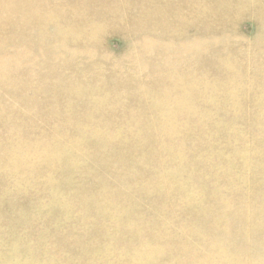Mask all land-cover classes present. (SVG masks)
<instances>
[{
    "label": "rangeland",
    "instance_id": "rangeland-1",
    "mask_svg": "<svg viewBox=\"0 0 264 264\" xmlns=\"http://www.w3.org/2000/svg\"><path fill=\"white\" fill-rule=\"evenodd\" d=\"M21 1L26 2L25 9ZM43 1L0 0V5L7 3L19 6L20 11L14 8L12 14L15 15L14 24L21 28V30L17 28V31H13L8 40H5V37L2 40L0 36V59H5L3 56L5 47L10 52H17L20 58L8 64L9 69L12 67L11 79L8 82L0 81V113H2L0 115V146L6 149V151L0 149V153L3 152L0 154V264H184L183 262L186 264L185 260H188L187 264H189L193 256V264H204L203 261L205 264H264V0H240L232 5L229 13L218 6L220 0H159L161 2L158 0H96V5L95 0H65L67 6L64 5V0H46L45 3ZM73 2L76 7H73L75 6ZM46 3L48 6L51 4L53 9L50 6L47 9L43 8ZM81 4L86 6L82 7ZM64 6L65 10H63ZM27 8H30V18L22 24L19 14ZM59 8L62 9L59 10ZM52 10L53 14L57 15L59 13L61 15L63 11L71 18L70 16L64 18L65 13H62L63 23L59 19L60 15L59 17L53 15ZM48 12L50 14L47 15ZM215 13L224 15L216 16ZM83 14L85 18L82 17ZM74 15L78 18V20L75 18L77 22L72 18L75 17ZM55 16L59 20L54 19ZM46 18L49 21L53 18L51 22L58 23L57 27L54 22L46 24L45 20L48 21ZM39 20L45 22L40 24V27ZM66 20L70 22L67 21L66 24ZM58 30L62 34L58 33ZM77 34L80 37L76 39ZM64 35L66 37H63ZM83 35L87 38H83ZM51 40L52 43L54 42L53 46L49 45ZM29 46L33 47V52ZM49 48L54 50L50 51ZM221 48L222 51H220ZM54 51H64V53H54ZM166 54L170 56L173 54L171 59L175 57V60H171ZM48 55L54 58H49ZM223 55H228L229 60H225ZM92 62L97 63L93 66L96 72L92 68ZM45 63L53 67L44 66ZM31 64L37 65L30 67ZM83 64L87 65H84L86 69L82 66ZM43 66L45 69L49 67L47 70L50 73L45 72L47 70ZM168 67L169 69L166 70ZM215 67L216 70H214ZM240 67L244 69H242V78L237 74ZM51 69L58 70V73L55 71L57 75ZM59 69H62L61 72ZM29 71L31 74H28ZM51 71L53 75L49 77ZM36 72L38 76L40 74V77ZM67 72L74 75L70 73V76ZM64 74H67V78ZM132 77H135V80ZM57 78L64 79L59 81ZM73 78L77 79L73 80ZM99 78L102 81L103 78L104 81L106 79L104 83L106 88H103L104 81H100ZM65 79L71 86L66 84L68 82H65ZM44 80L46 83L49 81L51 86ZM55 83L59 85V88ZM90 84H95V87ZM13 85L17 89L14 88L15 92L12 90ZM38 86L42 88L37 89ZM24 90L25 93H22ZM60 92L65 93V98ZM7 94H11L9 95L11 99L7 100L9 98ZM69 95L71 97H68ZM32 96H35L32 98L34 100L31 99ZM166 97L168 100H165ZM35 98L38 99L36 103ZM11 100L13 103H8ZM30 101L35 104L31 102L32 106ZM37 103L40 104V110L42 107L46 111L42 109L43 112L40 110L38 112ZM89 103L91 107L89 105L88 108ZM72 104L77 108L73 109ZM118 104L120 106H117ZM123 104L124 108H122ZM7 105L10 107L8 108ZM80 105L87 107L85 109L82 107L83 113V109L78 108L81 107ZM50 108L52 110L47 111ZM116 108L119 112L114 110ZM55 109L57 112L62 110V113L58 112V116L56 111L54 113ZM64 109L68 113L64 112ZM102 109L105 110L103 113L100 111ZM106 110L110 112L107 113ZM179 110L183 111V114ZM96 111L97 114L100 111L98 117ZM69 113L71 114L68 115ZM78 113L82 114L79 115L80 119ZM93 113L96 114L95 119L92 117ZM104 113L106 115H103ZM189 113L192 114L191 117L188 116ZM117 115L119 117H116ZM134 115L138 118L136 119ZM180 115H183L182 118ZM54 120L60 124V127ZM113 120L119 121L120 125L118 126V123ZM176 120L178 121L174 122ZM10 121L15 126H12ZM18 121L21 123L23 121V124ZM67 121L74 126L68 125L70 123ZM109 121L112 123L111 128ZM2 122L7 123L3 126ZM97 122L98 124H95ZM22 128L26 131H22ZM30 128H32L31 131ZM109 128L113 129L110 131ZM197 129L200 132H197ZM17 130L22 133L21 138ZM107 131L111 134H107ZM183 131L185 134H182ZM24 132L27 134H23ZM25 135L30 136L28 137L30 139H26ZM5 136L6 139H10L9 143ZM45 139L47 140L44 141ZM4 143L6 145L11 143V147L5 146ZM31 143L37 144L33 146ZM37 148L41 155H35L38 152ZM6 160L8 161L5 164ZM5 183L6 186H4ZM10 187L15 195L11 193ZM39 190L42 193H39L41 192ZM229 205L233 208L232 210L228 209ZM234 210H238V213L242 210L245 215L236 218L237 215L233 216L236 213ZM48 242L49 244L51 242V246ZM221 245L223 247L226 245L224 250L220 249ZM236 245L237 249L231 252ZM175 247L182 249L180 254H175ZM210 247L212 250L215 248L216 251L210 250ZM182 251L186 253L182 255ZM189 253H192V256ZM56 254L58 257H55ZM215 254L219 257L217 258ZM202 257L204 260L201 261ZM228 258L235 260L230 262ZM207 259L209 261L211 259V262L209 263Z\"/></svg>",
    "mask_w": 264,
    "mask_h": 264
},
{
    "label": "bare ground",
    "instance_id": "bare-ground-1",
    "mask_svg": "<svg viewBox=\"0 0 264 264\" xmlns=\"http://www.w3.org/2000/svg\"><path fill=\"white\" fill-rule=\"evenodd\" d=\"M40 1L42 2L43 0H40ZM45 1H46V0H45ZM45 1H43V2L45 3ZM55 1H56V0H55ZM72 1H73V0H72ZM72 1H71V2H72ZM88 1H89V0H88ZM106 1H107V0H106ZM109 1H110V0H109ZM158 1H159V0H158ZM207 1H208V0H207ZM46 2H47V1H46ZM53 2H54V1H53ZM79 2H80V1H79ZM90 2H91V1H90ZM98 2H99V1H98ZM159 2H161V1H159ZM200 2H201V1H200ZM238 2H240V0H220L218 6L221 7L224 11H227V12L229 13V12H230V9H231V7H232V5L235 4V3H238ZM21 3L23 4V7H24V9H25V3H26V2L21 1ZM58 3H59V2H58ZM58 3H57V4H58ZM66 3H67V1H66ZM66 3H65V0H64V5H66ZM73 3L75 4V2H73ZM83 3H85V2L83 1ZM92 3H94V1H93ZM99 3H100V2H99ZM99 3H98V4H99ZM101 3H102V2H101ZM31 4H32V3H31ZM42 4H43V3H42ZM52 4H54V3H52ZM57 4H56V5H57ZM74 4H72V6H73ZM109 4H110V3H109ZM158 4H159V3H158ZM185 4H186V3H185ZM188 4H189V3H188ZM190 4H191V3H190ZM207 4H208V3H207ZM50 5H51V4H49V6H50ZM58 5H59V4H58ZM70 5H71V4H70ZM70 5H68V7H70ZM81 5H82V7L86 6V5H84V4H81ZM83 5H84V6H83ZM95 5H96V0H95ZM95 5L93 6L94 8H95ZM104 5H105V4H104ZM202 5H204V4H202ZM49 6H48V4L46 3V6H43V8L47 9ZM66 6H67V5H66ZM41 7H42V6H41ZM51 7H52V6H50V8H51ZM58 7H61V6H58ZM73 7H76V4H75V6H73ZM97 7H98V5H97ZM101 7H102V6H101ZM117 7H118V6H117ZM138 7H139V6H138ZM170 7H171V6H170ZM186 7H187V6H186ZM14 8H16L17 10H19V6H17V5L14 6L13 4H7V3H6V4H3V5H0V36H1L2 40L4 39V37H5V40H8L9 36L12 35L13 31H17V30H16L17 28H19V30H21L20 27H17V26L14 24V16H15V15L12 14V13H14V11H13ZM36 8H37V7H36ZM56 8H57V6H56ZM62 8H63V7H62ZM62 8H59V10L62 9ZM71 8H72V7H71ZM87 8H88V6H87ZM39 9H40V8H39ZM39 9H38V11H39ZM52 9H53V7H52ZM81 9H82V8H81ZM81 9H80V10H81ZM115 9H116V8H115ZM172 9H173V8H172ZM192 9H193V8H192ZM198 9H199V8H198ZM31 10H32V9H31ZM50 10H51V9H50ZM50 10H49V11H50ZM63 10H65V6H64V9H63ZM67 10H68V9H67ZM73 10H75V9H73ZM76 10H77V9H76ZM80 10H79V11H80ZM82 10H83V9H82ZM186 10H187V9H186ZM19 11H20V10H19ZM29 11H30V8H27L26 10H23L22 13L19 14V20L21 21L22 24L28 21L27 18H30ZM77 11H78V10H77ZM77 11H76V12H77ZM83 11H84V10H83ZM95 11H97V10H95ZM114 11H115V10H114ZM172 11H173V10H172ZM205 11H207V9H205ZM55 12H56V11H55ZM57 12H58V11H57ZM81 12H82V11H81ZM207 12H208V11H207ZM40 13H41V11H40ZM62 13H63V11H62ZM62 13H61V15H62ZM64 13H65V12H64ZM64 13H63V14H64ZM82 13H83V12H82ZM82 13H80V14H82ZM91 13H93V12H91ZM144 13H145V12H144ZM155 13H156V12H155ZM163 13H164V12H163ZM41 14H43V13H41ZM45 14H46V13H45ZM48 14H50V13L48 12L47 15H48ZM52 14H53V10H52ZM54 14H55L57 17H59V15H60V13H59L58 15H57L56 13H54ZM54 14H53V15H54ZM70 14H71V13H70ZM72 14H75V13H72ZM77 14H78V13H77ZM80 14H79V15H80ZM120 14H121V13H120ZM172 14H173V13H172ZM35 15H37V14H35ZM61 15H60V17H59L60 20H61V18H63V17H61ZM67 15L70 16L69 14H67ZM79 15H78V16H79ZM99 15H100V14H99ZM160 15H161V14H160ZM215 15H216V16H221V15H224V14H221V13H215ZM40 16H42V15H40ZM50 16H51V15H50ZM56 16L54 17V19L56 18ZM65 16H66V13L64 14V18L68 17V16H66V17H65ZM74 16H75V17H72V18H74V20H75L76 15H74ZM80 16H81V15H80ZM92 16H93V15H92ZM95 16H97V15H95ZM104 16H105V15H104ZM197 16H198V15H197ZM47 17H48V16H47ZM52 17H53V16H52ZM82 17H84V14H83ZM88 17H89V16H88ZM93 17H94V16H93ZM99 17H101V16H99ZM37 18H38V17H37ZM50 18H51V17H50ZM50 18H49V19H50ZM70 18H71V16H70ZM84 18H85V17H84ZM89 18H90V17H89ZM97 18H98V17H97ZM119 18L121 19V17H119ZM159 18H160V17H159ZM167 18H168V17H167ZM46 19H47V18H46ZM52 19H53V18H52ZM52 19H50V21H49L48 19H47L48 21H46L45 19H43V20H45V22H46V24H47V22H51ZM56 19H57V18H56ZM59 19H57V20H59ZM76 19L78 20V18H76ZM94 19H95V18H94ZM94 19H92V20H94ZM115 19H116V18H115ZM74 20H73V21H74ZM80 20H82V19H80ZM83 20H84V19H83ZM83 20H82V21H83ZM88 20H89V19H88ZM98 20H99V18H98ZM118 20H119V19H118ZM32 21H33V20H32ZM39 21H41V20H39ZM61 21H63V20H61ZM67 21H69V20H66V24H67ZM75 21H76V20H75ZM75 21H74V22H75ZM85 21H86V20H85ZM90 21H91V19H90ZM34 22H35V20H34ZM45 22H44V23H45ZM52 22H54V21H52ZM52 22H51V23H52ZM59 22H60V21H59ZM69 22H70V21H69ZM74 22H73V23H74ZM76 22H77V21H76ZM88 22H89V21H88ZM93 22H94V21H93ZM120 22H121V20H120ZM35 23H36V22H35ZM44 23H43L42 21H41L40 23H38L39 27H40V24H44ZM54 23H55V22H54ZM54 23H53V24H54ZM63 23H64V21H63ZM102 23H103V22H102ZM22 24H20V25H22ZM55 24H56V23H55ZM57 24H58V23H57ZM57 24H56V27H57ZM77 24L79 25L80 23H77ZM86 24H87V22L85 23V25H86ZM95 24H96V23H95ZM95 24H94V25H95ZM38 25H37V26H38ZM75 25H76V24H75ZM82 25H83V24H82ZM132 25H134V24H132ZM42 26H44V25H42ZM60 26H61V25H60ZM70 26H71V23H70ZM87 26H88V25H87ZM89 26H91V25L89 24ZM97 26H98V23H97ZM109 26H110V25H109ZM39 27H38V28H39ZM58 27H59V25H58ZM64 27H65V26H64ZM67 27H69V26H67ZM77 27H78V26H77ZM99 27H100V26H99ZM62 28H63V26H62ZM62 28H61V31H62ZM81 28H83V27H81ZM86 28H87V27H85V29H86ZM67 29H68V28H67ZM67 29H66V30H67ZM69 29H70V27H69ZM71 29H72V28H71ZM77 29H78V28H77ZM88 29H89V28H88ZM94 29H95V28H94V26H93V31H94ZM98 29L101 30L100 28H98ZM39 30H40V29H39ZM55 30H56V29H55ZM73 30H74V29H73ZM73 30H72V31H73ZM247 30H248V29H247ZM247 30H246V31H247ZM56 31H57V30H56ZM58 31H59V30H58ZM64 31H65V30H64ZM74 31H76V30H74ZM83 31H84V29H83ZM86 31H87V30H86ZM90 31H91V30H90ZM104 31H105V30H104ZM39 32H41V31H39ZM79 32H80V31H79ZM81 32H82V31H81ZM95 32H97V30H96ZM58 33L62 34L60 31H59ZM58 33H57V34H58ZM76 33H78V32H76ZM85 33H86V32H85ZM85 33H83V34L86 35ZM90 33H91V32H90ZM246 33H247V32H246ZM63 34H64V33H63ZM67 34H69V33H67ZM70 34H71V33H70ZM74 34H75V33H74ZM74 34H73V35H74ZM95 34H96V33H95ZM65 35H66V34H65ZM65 35H64L63 37H66ZM84 35L82 36L83 38H85ZM227 35H228V34H227ZM58 36H59V34H58ZM76 36H77L76 39H77L78 37H80V35L78 36V34H77ZM38 37H39V36H38ZM45 37H46V36H45ZM53 37H54V36H53ZM61 37H62V36H61ZM72 37H73V36H72ZM67 38H68V36H67ZM73 38H74V40H76L75 37H73ZM86 38H87V37H86ZM86 38H85V39H86ZM55 39H56V38L54 37V40H55ZM90 39H91V38H90ZM239 39H240V38H239ZM19 40H20V39H19ZM52 40H53V39H52ZM52 40H51V42H49V45H52V46H53V45H54V44H53L54 42L52 43ZM59 40H60V39H59ZM64 40H65V39H64ZM64 40H62V41H64ZM205 40H206V39H205ZM237 40H238V39H237ZM237 40H235V42H236ZM240 40H241V39H240ZM82 41H83V40H82ZM145 41H146V40H145ZM148 41H149V40H148ZM150 41H151V40H150ZM152 41H153V40H152ZM39 42H40V41H39ZM58 42H59V41H58ZM70 42H71V41H70ZM72 42H73V41H72ZM79 42H80V41H79ZM83 42H85V40H84ZM153 42H154V41H153ZM243 42H244V41H243ZM51 43H52V44H51ZM150 43H151V42H150ZM186 43H187V42H186ZM57 44H58V43H57ZM71 44L73 45V43H71ZM86 44H87V42H86ZM153 44H154V43H153ZM218 44H220V43L218 42ZM221 44H222V43H221ZM232 44H233V43H232ZM45 45H46V44H45ZM65 45H66V44H65ZM83 45H84V44H83ZM157 45H158V42H157ZM188 45H189V44H188ZM188 45H187V46H188ZM22 46H23V45H22ZM32 46H33V45H32ZM47 46H48V45H47ZM60 46H61V45H60ZM69 46H70V45H69ZM158 46H159V45H158ZM36 47H37V46H36ZM48 47H49V46H48ZM56 47H57V45H56ZM67 47H68V44H67ZM71 47H72V46H71ZM79 47H80V46H79ZM79 47H78V48H79ZM85 47H87V46H85ZM89 47H90V46H89ZM89 47H88V48H89ZM159 47H160V46H159ZM213 47H214V46H213ZM241 47H243V46H241ZM21 48H22V47H21ZM21 48H20V49H21ZM23 48H24V46H23ZM29 48H32V52H33V47L29 46ZM39 48H40V47H39ZM39 48H38V49H39ZM50 48H51V46H50ZM50 48H49V50H50ZM78 48H77V49H78ZM80 48H81V47H80ZM90 48H91V47H90ZM171 48H172V47H171ZM239 48H240V47H239ZM239 48H238V49H239ZM20 49H18V50H20ZM55 49H57V48H55ZM58 49H60V48H58ZM82 49H83V48H82ZM92 49H93V48H92ZM95 49H96V48H95ZM142 49H143V48H142ZM145 49H147V48H145ZM157 49H158V47H157ZM181 49H184V48H181ZM181 49H180V54H181ZM240 49H241V48H240ZM263 49H264V48H263ZM23 50H24V49H23ZM23 50H22L21 55L23 54ZM27 50H29V49H27ZM27 50H26V52H27ZM52 50H54V49H51L50 51H52ZM86 50H87V49H86ZM155 50H156V49H155ZM186 50H187V49H186ZM205 50H206V49H205ZM219 50H220V49H219ZM222 50H223V49L221 48L220 51H222ZM24 51H25V50H24ZM38 51H39V50H37V52H38ZM46 51H47V50H45V52H46ZM61 51H62V50H61ZM61 51H60V52H59V51H56V52L54 51V53H58V52H59V53H64V51H63V52H61ZM75 51H76V47H75ZM82 51H83V50H82ZM95 51H96V50H95ZM172 51H174V50H172ZM182 51H183V50H182ZM29 52H31V51H29ZM29 52H28V53H29ZM45 52H43V53H45ZM161 52H162V51H161ZM216 52H217V51H216ZM224 52H225V51H224ZM260 52H261V51H260ZM263 52H264V51H263ZM43 53H42V54H43ZM46 53H47V52H46ZM51 53H53V52H51ZM54 53H53V54H54ZM65 53H66V52H65ZM185 53H186V52H185ZM185 53H184V54H185ZM227 53H228V52H227ZM245 53H246V52H245ZM66 54H67V53H66ZM68 54H69V53H68ZM178 54H179V53H178ZM178 54H176V55H178ZM200 54H201V53H200ZM221 54H222V53H221ZM232 54H233V52H232ZM234 54H235V53H234ZM238 54H239V52H238ZM262 54H263V53H262ZM43 55H44V54H43ZM43 55H42V56H43ZM49 55H50V54H49ZM49 55H48V56H49ZM51 55H52V54H51ZM71 55H72V53H71ZM166 55H168V54H166ZM172 55H173V54H172ZM172 55H171V56H170V54L168 55V56H170V59H171ZM181 55H182V54H181ZM240 55H241V54H240ZM243 55H244V52H243ZM263 55H264V54H263ZM3 56L5 57V59H4V60L0 59V81L3 80V81H5V82H8V81L11 79L10 77H11V73H12V67H11V69H9V65H8V64L11 63L13 60H16V59L19 60L20 58H19V55H17V52H16V53L10 52L9 49H6V47L4 48V54H3ZM23 56H24V55H23ZM27 56H29V55H27ZM35 56H36V55H35ZM35 56H34V57H35ZM76 56H77V55H76ZM83 56H84V55H83ZM159 56H160V55H159ZM210 56H211V55H210ZM216 56H217V54H216ZM223 56H224V55H223ZM227 56H228V55H227ZM227 56H224L225 60H229V59H228L229 56H228V57H227ZM241 56H242V55H241ZM246 56H247V55H246ZM253 56H254V54H253ZM25 57H26V53H25ZM29 57H30V56H29ZM36 57L38 58V56H36ZM50 57H53V56H49V58H50ZM65 57H66V55H65ZM79 57H80V56H79ZM81 57H82V56H81ZM166 57H167V56H166ZM173 57H174V56H173ZM211 57H212V56H211ZM211 57H210V58H211ZM242 57H243V56H242ZM248 57H249V56H248ZM248 57H247V58H248ZM0 58H1V57H0ZM21 58H22V57H21ZM23 58H24V57H23ZM30 58H31V57H30ZM32 58H33V57H32ZM44 58H46V56H45ZM53 58H54V57H53ZM53 58H52V59H53ZM58 58H59V57H58ZM76 58H77V57H76ZM174 58H175V57H174ZM174 58H172V59H174ZM179 58H181V57H179ZM243 58H244V57H243ZM245 58H246V57H245ZM252 58H253V57H252ZM252 58H251L250 60H252ZM26 59H27V58H26ZM33 59H34V58H33ZM79 59H80V58H79ZM161 59H162V58H161ZM168 59H169V58H168ZM172 59H171V60H172ZM183 59H184V58H183ZM188 59H189V58H188ZM241 59H242V58H241ZM260 59H261V58H260ZM1 60H2V61H1ZM36 60H37V59H36ZM36 60H35V61H36ZM43 60H44V59H43ZM48 60H51V59H48ZM174 60H175V59H174ZM179 60H181V59H179ZM185 60H186V59H185ZM257 60H258V58H257ZM26 61H27V60H26ZM26 61H25V63L27 64ZM44 61H45V60H44ZM51 61H52V60H51ZM58 61H59V59H58ZM58 61H56V62H58ZM66 61L68 62L67 59H66ZM88 61H89V60H88ZM161 61H162V60H160V62H161ZM181 61H182V60H181ZM187 61H189V60H187ZM200 61H201V60H200ZM233 61H234V60H233ZM56 62H55V63H56ZM96 62H98V61H96ZM96 62H92V64H93V65H92V68H93V69H95L93 66H94L95 64H97ZM177 62H179V61H177ZM183 62H184V61H183ZM237 62H238V58H237ZM242 62H243V61H242ZM252 62H253V61H251V63H252ZM30 63H31V61H30ZM41 63H42V61H41ZM55 63H54V64H55ZM60 63H61V62H60ZM83 63H84V62H83ZM94 63H95V64H94ZM173 63H174V62H173ZM175 63H176V62H175ZM184 63H186V62H184ZM246 63H247V62H246ZM246 63H245V65H246ZM256 63H257V62H256ZM13 64H14V62H13ZM19 64H20V63H19ZM33 64H34V63H33ZM38 64H39V61H38ZM42 64H43V63H42ZM47 64H48V63H47ZM50 64H51V63H50ZM52 64H53V63H52ZM57 64H58V63H57ZM57 64H56V65H57ZM66 64H68V63H66ZM90 64H91V63H90ZM98 64H101V63H98ZM209 64H210V63H209ZM215 64H216V65H219V64L216 63V62H215ZM221 64H222V63H221ZM238 64H239V62H238ZM238 64H237V65H238ZM241 64H243V63H241ZM16 65H17V64H16ZM27 65H28V64H27ZM35 65H37V64H35ZM35 65H32V64H31L30 67L35 66ZM63 65H64V62H63ZM84 65H86V64H83L82 66H84ZM87 65H89V64L87 63ZM87 65H86V66H87ZM130 65H131V64H130ZM139 65H140V64H139ZM165 65H166V64H165ZM165 65H164V66H165ZM172 65H173V64H172ZM184 65H186V64H184ZM193 65H194V64H193ZM17 66H18V65H17ZM17 66H16V68H17ZM41 66H42V65H41ZM44 66H49V67H50V65H46V63H45ZM44 66H43V67H44ZM58 66H59V64H58ZM66 66H68V65H66ZM69 66H70V64H69ZM86 66H84L85 69H86ZM96 66H97V65H96ZM134 66H135V65H134ZM162 66H163V65H162ZM164 66H163V67H164ZM235 66H236V65H235ZM35 67H36V66H35ZM38 67H39V65H38ZM49 67H48V68L46 67V68L49 69ZM52 67H53V66H52ZM52 67H50V68H52ZM54 67H55V66H54ZM63 67L65 68V66H63ZM71 67H72V66H71ZM74 67H75V66H74ZM74 67H73V68H74ZM137 67H139V66H137ZM173 67H174V66H173ZM185 67H186V66H185ZM187 67H188V66H187ZM204 67H206V66L204 65ZM21 68H22V67H21ZM56 68H57V67H56ZM58 68H59V67H58ZM67 68H68V67H67ZM87 68H89V67H87ZM90 68H91V67H90ZM92 68H91V69H92ZM133 68L136 69V67H133ZM158 68H159V67H158ZM175 68H176V67H175ZM177 68H178V66H177ZM180 68H182V67H180ZM190 68H191V67H190ZM192 68H193V67H192ZM192 68H191V69H192ZM208 68H209V67H208ZM218 68H219V67H218ZM244 68H245V67H244ZM19 69H20V68H19ZM34 69H35V68H34ZM34 69H33V70H34ZM37 69H38V68H37ZM44 69H45V67H44ZM47 69H45V70H47ZM62 69H63V68H62ZM62 69H61V70H62ZM81 69H82V68H81ZM81 69H80V70H81ZM159 69H160V68H159ZM167 69H169V67L166 68V70H167ZM184 69H186V68H184ZM191 69H190V70H191ZM219 69H220V68H219ZM242 69H243V68L240 67V68H239V71L237 72V74H238L241 78H242V76H243V71H242ZM10 70H11V72H10ZM24 70H26V68H25ZM30 70L32 71V69H30ZM51 70H54V69H51ZM59 70H60V69H59ZM61 70H60V72H61ZM63 70H64V69H63ZM71 70H72V69H71ZM89 70H90V69H89ZM162 70H163V69H162ZM214 70H216V67H215ZM243 70H244V69H243ZM13 71H14V70H13ZM37 71H39V69H38ZM42 71H43V70H42ZM55 71L57 72L58 70H54V72H55ZM90 71H91V70H90ZM92 71H93V70H92ZM92 71H91V72H92ZM99 71H100V70H99ZM135 71H136V70H135ZM164 71H165V70H164ZM171 71H172V70H171ZM179 71L181 72V70H179ZM187 71H188V70H187ZM210 71H212V70H210ZM32 72H33V71H32ZM45 72L48 73L49 71L47 70V71H45ZM51 72H52V71H51ZM56 72H55V75H57ZM65 72H66V71H65ZM74 72H76V71L74 70ZM74 72H73V73H74ZM79 72H80V71H79ZM81 72H82V71H81ZM95 72H96V69H95ZM137 72H139V71H137ZM141 72H142V71H141ZM161 72H162V71H161ZM167 72H168V71H167ZM219 72H220V71L218 70L217 73L219 74ZM13 73L15 74V72H13ZM27 73H28V72H27ZM34 73H35V71H34ZM39 73H40V71H39ZM43 73H44V72H43ZM49 73H50V72H49ZM57 73H58V72H57ZM70 73H71V72H69V73L67 72V74H70ZM77 73H78V71H77ZM84 73H85V72H84ZM99 73H102V72H99ZM173 73H174V72H173ZM210 73H212V72H210ZM213 73L215 74L216 71H214ZM213 73H212V75H213ZM217 73H216V74H217ZM28 74H31L30 71H29ZM36 74H37V76H38V73H37V72H36ZM36 74H35V75H36ZM67 74H66V75H67ZM71 74H72V73H71ZM71 74H70V76H71ZM93 74H94V72L91 73L92 76H93ZM167 74L169 75V73H167ZM167 74H166V76H167ZM170 74H171V73H170ZM183 74H184V73H183ZM216 74H215V75H216ZM43 75H45V73H44ZM50 75L52 76V75H53V72H52L51 74H49V77H50ZM59 75H60V74H59ZM59 75H58V76H59ZM66 75L64 74V77H65ZM72 75H74V74H72ZM76 75H79V74H76ZM76 75H75V76H76ZM96 75H97V73H96ZM96 75H95L94 77H96ZM98 75H99V74H98ZM100 75H101V74H100ZM111 75H112V74H111ZM118 75H119V74H118ZM141 75H142V73H141ZM176 75H177V73H176ZM58 76H57V77H58ZM60 76H61V75H60ZM60 76H59V77H60ZM70 76H69V78H70ZM84 76H85V74H84ZM87 76H88V75H87ZM89 76H90V75H89ZM89 76H88V77H89ZM92 76H91V77H92ZM104 76H105V75H104ZM120 76H121V75H120ZM135 76H136V75H135ZM144 76H145V75H144ZM14 77H15V76H14ZM16 77H17V75H16ZM24 77H25V76H24ZM31 77H32V76H31ZM34 77L36 78V76H34ZM34 77H33V78H34ZM38 77H40V74H39ZM54 77L56 78V76H54ZM61 77H62V76H61ZM73 77H74V76H73ZM78 77H79V76H78ZM81 77H82V76H81ZM88 77H87V78H88ZM91 77H90V78H91ZM155 77H156V76H155ZM167 77H168V76H167ZM22 78H23V76H22ZM27 78H28V76H27ZM33 78H32V84L34 83V82H33ZM35 78H34V79H35ZM66 78H67V76H66ZM69 78H68V79H69ZM79 78H80V77H79ZM92 78H93V77H92ZM92 78H91V79H92ZM120 78H121V77H120ZM129 78H130V77H129ZM132 78H134V80H135V77H132ZM152 78H153V77H152ZM159 78H160V77H159ZM162 78L165 80L164 77H162ZM30 79H31V78H30ZM30 79H29V80H30ZM41 79H42V78H41ZM41 79H40V80H41ZM46 79H47V77H46ZM57 79H58V78H57ZM60 79L63 80L64 78H60ZM60 79H58V80L60 81ZM68 79H67V80H68ZM71 79H72V77H71ZM71 79H70V80H71ZM74 79H75V78H73V80H74ZM76 79H77V78H76ZM76 79H75V80H76ZM81 79H82V78H81ZM83 79H84V78H83ZM83 79H82V80H83ZM96 79H97V78H96ZM96 79H95V80H96ZM112 79H113V78H112ZM112 79H110V80H112ZM136 79H137V78H136ZM146 79H147V78H146ZM168 79H170V78H168ZM254 79H255V78H254ZM19 80H20V79H19ZM29 80H28V82H29V84H31ZM42 80H43V79H42ZM48 80H49V79H48ZM50 80H51V79H50ZM50 80H49V81H50ZM78 80L80 81V79H78ZM84 80H85V79H84ZM99 80H100V78H99ZM124 80H125V79H124ZM132 80H133V79H132ZM142 80H143V79H142ZM152 80H153V79H152ZM12 81H13V80H12ZM34 81H36V80H34ZM37 81H39V80H37ZM37 81H36V82H37ZM44 81H45V80H44ZM49 81H48V83H50ZM88 81H90V79H88ZM100 81H102V80H100ZM103 81H104V78H103ZM103 81H102V82H103ZM105 81H106V79H105ZM105 81L103 82V88L105 87V86H104ZM126 81H129V80L126 79ZM155 81H156V80H155ZM155 81H154V82H155ZM160 81H161V80H160ZM17 82H18V79H17ZM19 82H20V81H19ZM57 82H58V81H57ZM57 82H56V83H57ZM65 82H68V81H66V79H65ZM65 82H64V83H65ZM76 82H77V81H76ZM93 82H94V81H93ZM96 82L98 83V81H96ZM113 82H114V80H113ZM21 83H23V82L21 81ZM25 83H26V81H25ZM41 83L43 84V81H42ZM45 83H46V81H45ZM48 83H46V84H48ZM56 83H55V84H56ZM64 83H63L62 85H64ZM70 83H72V82H70ZM82 83H83V81H82ZM89 83H90V82H89ZM94 83H95V82H94ZM127 83H128V82H127ZM14 84H15V82H14ZM36 84H37V83H36ZM60 84H61V82H60ZM66 84L68 85L69 82L66 83ZM76 84L78 85V83H76ZM79 84H80V82H79ZM85 84H86V83H84V85H85ZM98 84H99V83H98ZM98 84L96 85V87L98 86ZM112 84H113V83H112ZM23 85H24V84H23ZM25 85H26V84H25ZM39 85H40V84H39ZM56 85H58V84H56ZM56 85H53V86H54L55 88H57ZM69 85H70V84H69ZM81 85H82V84H81ZM84 85H83V86H84ZM90 85H91V84H90ZM90 85H89V86H90ZM101 85H102V84H101ZM105 85H106V84H105ZM235 85H236V84H235ZM2 86H3V84H2ZM11 86H12V85H11ZM34 86H35V85H34ZM41 86H43V85H41ZM41 86H38L37 89H38L39 87H40V89H41V88H42ZM50 86H51V83H50ZM70 86H71V85H70ZM70 86H69V87H70ZM85 86H86V85H85ZM89 86H88V88H89ZM91 86H94V87H95V84H94V85L92 84ZM91 86H90V88H91ZM113 86H114V84H113ZM9 87H10V85H9ZM26 87H27V86H26ZM45 87H46V85H45ZM48 87H49V86H47V89H48ZM74 87H75V83H74ZM74 87H73V88H74ZM76 87H77V86H76ZM78 87H79V86H78ZM258 87H259V86H258ZM12 88H13L12 90H14V92H15V89H16V88L14 87V85H13ZM14 88H15V89H14ZM23 88H24V87H23ZM32 88H33V87H32ZM58 88H59V85H58ZM97 88H98V87H97ZM99 88H100V87H99ZM105 88H106V87H105ZM111 88H113V87L111 86ZM29 89H30V88H29ZM40 89H39V90H40ZM67 89H69V88L67 87ZM71 89H72V88H71ZM74 89H76V88H74ZM81 89H82V87L80 88V90H81ZM16 90H17V89H16ZM25 90L27 91V89H25ZM25 90H24V92H22V93H25ZM34 90H35V89H34ZM48 90H49V89H48ZM53 90H54V89H53ZM56 90H58V89H56ZM61 90H62V89H61ZM76 90H77V89H76ZM80 90H79V91H80ZM5 91H6V90H5ZM21 91H22V90H21ZM28 91H29V90H28ZM30 91H31V90H30ZM54 91H55V90H54ZM68 91H70V90H68ZM112 91H114V88L112 89ZM180 91H182V90H180ZM35 92H36V91H35ZM41 92H42V91H41ZM46 92H47V91H46ZM51 92H53V91H51ZM71 92H75V91H74V90H71ZM141 92H142V91H141ZM164 92H165V91H164ZM168 92H169V91H168ZM20 93H21V92H20ZM20 93H19V94H20ZM49 93H50V92H49ZM57 93H58V91H57ZM61 93H62V92H60V94H61ZM75 93H77V91H76ZM4 94H5V92H4ZM16 94H17V92H16ZM19 94H18V95H19ZM32 94H33V89H32ZM38 94H41V93H38ZM42 94L45 95V93H42ZM62 94H63V96H64V98H65V96H66L65 93L63 92ZM72 94H73V93H72ZM78 94H79V93H78ZM102 94H103V93H102ZM113 94H114V92H113ZM7 95L9 96V95H11V94H7ZM33 95H34V94H33ZM44 95H43L42 97H44ZM55 95H56V94H55ZM75 95H76V94H75ZM79 95H80V94H79ZM161 95H162V94H161ZM5 96H6V95H5ZM5 96H4V98H5ZM29 96H31V95H29ZM29 96H28V98H29ZM35 96H38V95H35ZM35 96H32L31 99H32L33 97H35ZM39 96H40V95H39ZM50 96H52V94H50ZM57 96H58V95H57ZM73 96H74V95H73ZM165 96H166V95H165ZM167 96H168V94H167ZM13 97H14V96H13ZM21 97H23V96H21ZM21 97H20V98H21ZM45 97L47 98V96H45ZM68 97H71V95H69ZM74 97H75V96H74ZM77 97H78V96H76V98H77ZM2 98H3V97H2ZM7 98H8V97H7ZM20 98H18V99H20ZM25 98H26V97H25ZM28 98H27V99H28ZM51 98L54 99V97H51ZM172 98H173V97H171V99H172ZM9 99H11L10 96H9V98H8L7 100H9ZM12 99H13V98H12ZM18 99H17V100H18ZM35 99H36V100H35L34 102L36 103V101H37L38 99H37V98H35ZM138 99H139V98H138ZM138 99H137V100H138ZM166 99H167V97L165 98V100H166ZM3 100H5V99H3ZM7 100H6V101H7ZM20 100H22V99H20ZM23 100H24V98H23ZM32 100H34V99H32ZM41 100H42V98H41ZM44 100H45V99H44ZM47 100H49V99L47 98ZM51 100H52V99H51ZM162 100H164V99H162ZM167 100H168V99H167ZM169 100H170V98H169ZM172 100H174V99H172ZM42 101H43V100H42ZM42 101H40V103H41ZM59 101H60V102L62 101V95H61V100H59ZM138 101L140 102V100H138ZM138 101H137V102H138ZM3 102H4V101H3ZM10 102L13 103V100L8 101V103H10ZM26 102H27V100H26ZM31 102L33 103V105L35 104L33 101H30V103H31ZM87 102H88V100H87ZM141 102H143L142 99H141ZM161 102H162V101H161ZM163 102H164V101H163ZM166 102H167V101H166ZM170 102L173 104L172 101H170ZM174 102H175V100H174ZM14 103H15V100H14ZM27 103H29V102H27ZM32 103H31V105H32ZM49 103H50V102H49ZM51 103H52V101H51ZM53 103H54V102H53ZM63 103H64V102H63ZM83 103H84V102H82V104H83ZM119 103H120V102H119ZM122 103H123V102H122ZM164 103H165V102H164ZM1 104H2V103H1ZM5 104H6V103H5ZM5 104H4V105H5ZM45 104H46V103L44 102V105H45ZM82 104H81V105H82ZM106 104H107V103H106ZM129 104H131V103L129 102ZM160 104H161V103H160ZM169 104H170V103H169ZM24 105H25V104H24ZM33 105H32V106H33ZM37 105H38V103H37ZM39 105H40V104H39ZM39 105H38V110H37L38 112H39V110H40ZM49 105H50V104H49ZM62 105H64V104H62ZM66 105H67V104H66ZM66 105H65V106H66ZM70 105H71V104H70ZM81 105H80V106H81ZM83 105L85 106V104H83ZM86 105H87V104H86ZM89 105H90V103L87 105V107H88ZM115 105H116V103H115ZM121 105H122V104H121ZM127 105H128V103H127ZM131 105H132V104H131ZM0 106H1V105H0ZM7 106H8V108L10 107L9 105H7ZM26 106H27V105H26ZM42 106H43V105H42ZM74 106H75V105H74ZM74 106H73V104H72L73 109H76L77 106H75V108H74ZM93 106H94V105H93ZM95 106H96V105H95ZM95 106H94V107H95ZM109 106H110V105H109ZM117 106H120V105L118 104ZM125 106H126V105H125ZM29 107H31V106H29ZM40 107H41V106H40ZM46 107H47V106H46ZM46 107H45V108H46ZM62 107H63V106H62ZM82 107H83V106L78 107V108L81 109ZM87 107H83V108L85 109V108H87ZM90 107H91V105H90ZM6 108H7V107H6ZM8 108H7V109H8ZM31 108H32V107H31ZM33 108H37V107H33ZM51 108H53V107H51ZM51 108H50V110H47V111H51V110H52ZM66 108H67V107H66ZM66 108H65V109H66ZM83 108H82V109H83ZM88 108H89V107H88ZM107 108L110 109V107H107ZM122 108H124V104H123ZM228 108H229V107H228ZM29 109H30V108H29ZM42 109H43V111H46V109L44 110V108L41 107V110H42ZM47 109H48V107H47ZM57 109H58V108H57ZM57 109L54 110V113H55V111H56ZM65 109H64V112L66 111ZM84 109L82 110V113H83ZM111 109H112V108H111ZM119 109H120V108H119ZM41 110H40V111H41ZM87 110H89V109H87ZM96 110H99V109H96ZM103 110H104V109H102V110H100V111H102V113H103ZM114 110H115L116 112H119V111H117V110H118L117 108L114 109ZM114 110H113V111H114ZM123 110H124V109H123ZM190 110H192V109H190ZM43 111H41V112H43ZM59 111H60V110H59ZM59 111H58V112H59ZM68 111H70V110H68ZM72 111H75V110H72ZM76 111H77V110H76ZM90 111H91V110H90ZM100 111H98L99 114H100ZM104 111H105V110H104ZM113 111H112V112H113ZM179 111H180V110H179ZM192 111H193V110H192ZM0 112H1V111H0ZM28 112H29V111H28ZM31 112H33V111H31ZM35 112H36V110H35ZM35 112H33V113H35ZM38 112H37V113H38ZM52 112H53V111H52ZM56 112H57V111H56ZM58 112H57V113H58ZM64 112H63V113H64ZM66 112H67V111H66ZM77 112H78V111H77ZM79 112H80V111H79ZM92 112H93V111H92ZM92 112H91V113H92ZM106 112L108 113V112H110V111H107V110H106ZM120 112H121V110H120ZM123 112H124V111H123ZM123 112H122V113H123ZM175 112H176V111H175ZM180 112L182 113L183 111H180ZM37 113L35 114L36 116H37ZM45 113H46V112H45ZM57 113H56V114H57ZM59 113H62V110H61V112H59ZM59 113L57 114L58 116H59ZM67 113H68V112H67ZM67 113H66V114H67ZM88 113H89V111H88ZM102 113H101V114H102ZM181 113H180V114H181ZM1 114H2V113H0V115H1ZM23 114H24V113H23ZM23 114H22V115H23ZM56 114H55V115H56ZM64 114H65V113H64ZM70 114H71V113H69L68 115H70ZM93 114H94V113H93ZM96 114H97V111H96ZM96 114H94V116H92V115H91V116L94 117V119H95V115H96ZM99 114H97V117H98ZM111 114H112V113H111ZM182 114H183V113H182ZM185 114H187V113H185ZM48 115H50V113H49ZM48 115H47V116H48ZM51 115H54V114H51ZM68 115H67V116H68ZM77 115H78V118H79V115H82V114H81V113H80V114L78 113ZM87 115H88V114H87ZM103 115H106V114L104 113ZM109 115H110V113H109ZM114 115H115V114H114ZM121 115H122V114H121ZM189 115H190V117L192 116V114H190V113L188 114V116H189ZM193 115H194V114H193ZM23 116H24V115H23ZM38 116H39V115H38ZM40 116L42 117V115H40ZM43 116H44V115H43ZM47 116H45L46 119H47ZM100 116H101V115H100ZM119 116H120V114H119ZM119 116L117 115L116 117H119ZM129 116H130V115H129ZM134 116H135V115H134ZM134 116H133V117H134ZM176 116H177V115H176ZM180 116H181V115H180ZM182 116H183V115H182ZM182 116H181L180 118H182ZM185 116H186V115H185ZM185 116H184V117H185ZM32 117H34V116H32ZM41 117H40V118H41ZM45 117H43V119H44ZM50 117H51V116H50ZM52 117H53V116H52ZM82 117H83V116H82ZM106 117H107V116H106ZM130 117H131V116H130ZM178 117H179V116H178ZM190 117L188 118L189 120H190ZM36 118H37V117H36ZM40 118H39V119H40ZM56 118H57V117H56ZM80 118H81V117H80ZM80 118H79V119H80ZM100 118L103 119L104 117H100ZM135 118L137 119L138 117L135 116ZM139 118H140V116H139ZM180 118H179V119H180ZM27 119H28V117H27ZM48 119H49V117H48ZM50 119L52 120V118H50ZM50 119H49V120H50ZM57 119H58V118H57ZM57 119H56V120H57ZM71 119H72V118H71ZM75 119H76V118H75ZM75 119H73V120H75ZM79 119H77V120H79ZM106 119H107V118H106ZM136 119H135V120H136ZM173 119H174V118H173ZM193 119H194V118H193ZM1 120H2V119H1ZM29 120H30V119H29ZM31 120H32V119H31ZM40 120H42V118H41ZM56 120H54V121H56ZM81 120H83V119H81ZM81 120H80V121H81ZM119 120H121V119L119 118ZM185 120H186V119H185ZM196 120H197V119H196ZM196 120H195V121H196ZM199 120H201V119L199 118ZM3 121H4V120H3ZM6 121H7V120H6ZM23 121H24V120H23ZM23 121H22V123L19 122V121H18V122L21 123V124H23ZM25 121H27V120H25ZM33 121H34V120H33ZM37 121H38V120H37ZM37 121H35V123H36ZM54 121H53V122H54ZM58 121H61V120H58ZM75 121H76V120H75ZM92 121H93V120H92ZM103 121H104V120H103ZM106 121H107V120H106ZM113 121H114V120H113ZM138 121H140V120H138ZM138 121H136V122H138ZM177 121H178V120H176V121H174V122H177ZM187 121H188V120H187ZM187 121H186V122H187ZM7 122H8V121H7ZM7 122H4V123L6 124ZM15 122H16V121H15ZM27 122H28V121H27ZM40 122H41V121H40ZM67 122H68V121H67ZM77 122H78V121H77ZM100 122H101V121H100ZM109 122H110V121H109ZM109 122H108V123H109ZM114 122L118 123V126L120 125V124H119V123H120L119 121L117 122V121L115 120ZM179 122H181V121H179ZM198 122H199V121H198ZM4 123L2 122L3 126H4ZM10 123H11V121H10ZM42 123H43V121H42ZM56 123H58V122L56 121ZM56 123H55V124H56ZM68 123H70V122H68ZM72 123H74V122H72ZM81 123H83V121H82ZM84 123H85V122H84ZM88 123H89V122H88ZM93 123H94V122H93ZM93 123H92V124H93ZM110 123H111V122H110ZM110 123H109V125H110V128H111L112 123H111V124H110ZM139 123H140V122H139ZM139 123H138V124H139ZM200 123H201V121H200ZM11 124H12V123H11ZM30 124H32V122H31ZM30 124H29V125H30ZM33 124H34V122H33ZM46 124H47V123H46ZM58 124H59V123H58ZM95 124H98V122L95 123ZM101 124H102V123H101ZM101 124H100V125H101ZM140 124H141V123H140ZM187 124H188V123H187ZM203 124H204V123H203ZM7 125H8V124H7ZM16 125H17V124H16ZM18 125H19V124H18ZM24 125H25V123H24ZM51 125H52V124H51ZM51 125H50V127H51ZM53 125H54V124H53ZM56 125H57V124H56ZM56 125H55V126H56ZM61 125H64V123H61ZM68 125H72V124L70 123V124H68ZM82 125H83V124H82ZM114 125H115V123L113 124V126H114ZM189 125H191V124H189ZM8 126H9V125H8ZM12 126H15V125L12 124ZM12 126H11V127H12ZM21 126H22V125H21ZM31 126H32V125H31ZM33 126H34V125H33ZM72 126H74V125H72ZM80 126H81V125H79V127H80ZM103 126H104V125H103ZM118 126H117V127H118ZM203 126H204V125H203ZM203 126H200V127L203 128ZM25 127H26V126H25ZM38 127H39V125H38ZM56 127H58V126H56ZM59 127H60V124H59ZM70 127H71V126H70ZM79 127H78V128H79ZM95 127H97V126H95ZM99 127H100V126H99ZM161 127H163V126L161 125ZM195 127H196V126H195ZM12 128H13V127H12ZM17 128H19V127L17 126ZM35 128H37V127H35ZM35 128H34V129H35ZM78 128H77V130H78ZM89 128H90V127H89ZM110 128H109V130L111 131L113 128H112V129H110ZM185 128H186V126H185ZM28 129H29V128H28ZM31 129H32V128H30V131H31ZM38 129H39V128H38ZM38 129H37V130H38ZM41 129H43V127H41ZM69 129H70V128H69ZM91 129L93 130V128H91ZM161 129H162V128H161ZM198 129H199V128H198ZM198 129H197V130H198ZM203 129H204V128H203ZM203 129H202V130H203ZM205 129H206V128H205ZM10 130H11V129H10ZM13 130H14V129H13ZM18 130L20 131V129H18ZM18 130H17V131H18ZM50 130H51V129H50ZM75 130H76V129H75ZM79 130H80V128H79ZM81 130H82V128H81ZM84 130H89V129H84ZM106 130H107V129H105V131H106ZM175 130H176V129H175ZM177 130H178V129H177ZM200 130H201V129H200ZM202 130H201V131H202ZM19 131H18V132H19ZM22 131H26V130H23V128H22ZM39 131H40V130H39ZM95 131L98 132V130H95ZM99 131H100V130H99ZM110 131H109V132L107 131V134H109ZM160 131H162V130H160ZM170 131H171V130H170ZM170 131H169V132H170ZM8 132H9V131H8ZM27 132H28V131H27ZM27 132H24L23 134H27ZM35 132H37V131H35ZM51 132H52V131H51ZM84 132H85V131H84ZM84 132H83V133H84ZM131 132H132V131H131ZM164 132H165V131H164ZM174 132H175V131H174ZM181 132H182V131H181ZM183 132H184V131H183ZM197 132H200V131L198 130ZM19 133H20V132H19ZM32 133H33V131H32ZM32 133H31V134H32ZM87 133H88V132H87ZM127 133L130 134V132H127ZM132 133H133V132H132ZM170 133H171V132H170ZM172 133H173V132H172ZM175 133H176V132H175ZM175 133H174V134H175ZM203 133H204V132H203ZM4 134H5V132H4ZM4 134H3V135H4ZM21 134H22V133L19 134V136H20L19 138H21V136H22ZM33 134H34V133H33ZM36 134H38V133H36ZM46 134H48V133H46ZM46 134H45V135H46ZM110 134H111V133H110ZM122 134H124V133H122ZM178 134H179V133H178ZM178 134H177V135H178ZM182 134H185V132L182 133ZM198 134H199V133H198ZM198 134H197V135H198ZM28 135H29V134H28ZM34 135H35V134H34ZM34 135H33V136H34ZM39 135H40V133H39ZM171 135H172V134H171ZM180 135H181V133H180ZM199 135H201V134H199ZM14 136H15V133H14ZM40 136H43V135L41 134ZM46 136H47V135H46ZM53 136H54V135H53ZM98 136H99V134H98ZM109 136H111V135H109ZM128 136H129V135H128ZM201 136H202V135H201ZM10 137H11V136H10ZM10 137H9V138H10ZM23 137H24V136H23ZM25 137H26V135H25ZM28 137H30V136H28ZM28 137H26V139H27ZM31 137H32V136H31ZM34 137H36V136H34ZM37 137H38V135H37ZM37 137H36V138H37ZM4 138L6 139V136H5ZM12 138H14L13 135H12ZM36 138H35V139H36ZM47 138H48V137H47ZM108 138H109V137H108ZM108 138H107V139H108ZM5 139H4V140H5ZM15 139H16V138H15ZM15 139H14V140H15ZM17 139H18V137H17ZM17 139H16L15 141H17ZM26 139H24V140H26ZM28 139H30V138H28ZM33 139H34V138H33ZM33 139H32V140H33ZM7 140H8V141H7ZM9 140H10V139H6L7 143H9ZM20 140H21V139H20ZM32 140H31V141H32ZM36 140H37V139H36ZM46 140H47V139H45L44 141H46ZM59 140H60V139H59ZM96 140H97V139H96ZM6 141H5V143H6ZM12 141H13V140L11 139V143H12ZM18 141H19V140H18ZM22 141H23V140H22ZM29 141H30V140H29ZM31 141H30V142H31ZM97 141H98V140H97ZM19 142L21 143V141H19ZM37 142H38V141H37ZM2 143H3V142H2ZM5 143H4V144H5ZM11 143H10V145H11ZM25 143H26V141H25ZM27 143H28V142H27ZM32 143H33V142H32ZM32 143H31V144H32ZM39 143H41V142H39ZM36 144H37V143H36ZM36 144H35V145H36ZM48 144H49V143H48ZM10 145H6V144H5V146H10ZM12 145H13V144H12ZM20 145H21V144H20ZM22 145H24L23 142H22ZM32 145H33V144H32ZM35 145H33V146H35ZM41 145H42V144H41ZM51 145H52V144H51ZM51 145H49V146H51ZM17 146H18V145H17ZM28 146H29V145L27 144V147H28ZM39 146H40V145H39ZM43 146L45 147V145H43ZM10 147H11V146H10ZM12 147H13V146H12ZM20 147H21V146H19V148H20ZM23 147H24V146H23ZM4 148H5V147H4ZM15 148H16V147H15ZM21 148H22V147H21ZM21 148H20V149H21ZM24 148H25V147H24ZM30 148H31V147H30ZM30 148H28V149H30ZM32 148H33V147H32ZM40 148H42V147L40 146ZM40 148H39V149H40ZM47 148H48V147H47ZM0 149L4 150V149L2 148V146H0ZM9 149H10V148H9ZM11 149H12V148H11ZM11 149H10V150H11ZM22 149H23V148H22ZM43 149H44V148H43ZM43 149H42V150H43ZM130 149H131V148H130ZM18 150H19V149H17V152H19ZM33 150H34V148H33ZM4 151H6V149H5ZM21 151H22V150H21ZM21 151H20V152H21ZM30 151H32V149H31ZM37 151H38V148H37ZM44 151H45V149L43 150V152H44ZM91 151H92V150H91ZM132 151H133V150H132ZM15 152H16V151L14 150V153H15ZM23 152H24V150H23ZM2 153H3V152H1L0 154H2ZM21 153H22V152H21ZM32 153H33V152H32ZM35 153H36V152H35ZM37 153H39V154H37ZM37 153H36L35 155H37V156H38V155H41L39 151H38ZM41 153H42V152H41ZM54 153H55V152H54ZM123 153H124V151H123ZM125 153H127V152H125ZM128 153H129V150H128ZM133 153H134V152H133ZM6 154H9V152H6ZM17 154H18V153H17ZM24 154H26V153H24ZM29 154H31V152H29ZM10 155H11V153H10ZM20 155H22V154H20ZM20 155H19V157L21 158ZM35 155H34V156H35ZM50 155H51V153H50ZM60 155H61V154H60ZM8 156H9V155H8ZM14 156H15V154H14ZM16 156H17V155H16ZM31 156H32V155H31ZM37 156H36V157H37ZM43 156H45V155H43ZM1 157H2V155H1ZM3 157H4V156H3ZM5 157H6V156H5ZM10 157H11V156H10ZM28 157H30V156L28 155ZM32 157H33V156H32ZM11 158H13V156H12ZM17 158H18V156H17ZM24 158H25V156H24ZM26 158H27V156H26ZM33 158H34V157H33ZM143 158H144V157H143ZM1 159H2V158H1ZM4 159H5V158H4ZM17 160H18V159H17ZM22 160H23V159H22ZM32 160H33V159H32ZM141 160H142V159H141ZM7 161H8V160L4 161L5 164H6ZM11 161H12V160H11ZM28 161H29V160H28ZM28 161H27V162H28ZM33 161H34V160H33ZM40 161H41V160H40ZM30 162H32V161H30ZM30 162H29V163H30ZM36 162H37V161H36ZM36 162H35V164H36ZM9 163H10V162H9ZM41 163H42V162H41ZM25 164H26V163H25ZM50 164H51V163H50ZM9 166H10V165H9ZM11 166H13V164H12ZM25 166H26V165H25ZM30 166H32V165L30 164ZM6 167H7V166H6ZM20 167H21V166H20ZM38 167H39V166H38ZM52 167H54V165H53ZM31 168H33V167H31ZM31 168H30V169H31ZM9 169H10V168H9ZM25 169H26V168H25ZM43 169H44V168H43ZM7 170H8V169H7ZM14 170L16 171L15 168H14ZM19 170H21V168H20ZM28 170H29V168H28ZM40 171H41V170H40ZM19 172H20V171H19ZM19 172H18V173H19ZM23 172H24V171L22 170V174H23ZM3 173H5V171H4ZM6 173H7V172H6ZM20 173H21V172H20ZM41 173H42V172H40V174H41ZM27 174H28V172H27ZM27 174H26V176H27ZM3 175H4V174H3ZM3 175H2V176H3ZM6 175H7V174H6ZM20 175H21V174H20ZM36 175H37V174H36ZM0 176H1V174H0ZM18 176H19V174H18ZM27 177H28V176H27ZM35 177H36V176H35ZM41 177H42V176H41ZM2 178H3V177H2ZM14 178H15V177H14ZM45 178H46V177H45ZM3 179H4V178H3ZM3 179H2V180H3ZM10 179H11V178H10ZM19 179H20V177H19ZM40 179H41V178H40ZM50 179H52V178L50 177ZM8 180H9V178H8ZM8 180H7V182H9ZM36 180H37V179H36ZM13 181H14V180H13ZM45 181H46V180H45ZM4 182H5V180H4ZM10 182H12V181H10ZM46 182H47V181H46ZM46 182H45V183H46ZM1 183H2V182H1ZM23 183H24V182H23ZM45 183H44V185H45ZM49 183H50V182H49ZM2 184H3V183H2ZM2 184H1V185H2ZM9 184H10V183H9ZM50 184H51V183H50ZM132 185H133V184H132ZM4 186H6V183L4 184ZM4 186H3V187H4ZM9 186H10V185H9ZM11 186H12V185H11ZM13 186H14V185H13ZM34 186H35V184H34ZM39 187H40V186H39ZM39 187H38V189H40ZM2 189H3V188H2ZM10 189H11V187H10ZM17 189H18V188H17ZM12 190H13V189H11V191H12ZM28 190H29V189H28ZM28 190H27V191H28ZM29 191H30V190H29ZM29 191H28V192H29ZM37 191H38V190H37ZM39 191H41V190H39ZM169 191H170V190H169ZM171 191H172V189H171ZM32 192H33V191H32ZM173 192H175V191H173ZM11 193H13V191H12ZM39 193H42V191L39 192ZM170 193H171V192H170ZM238 193H239V192H238ZM3 194H4V193H3ZM13 194H14V193H13ZM13 194H11V195H13ZM26 194H27V192H26ZM28 194H30V193H28ZM43 194H44V193H43ZM14 195H15V194H14ZM20 195H21V194H20ZM32 195H33V194H32ZM34 195H35V193H34ZM34 195H33V196H34ZM39 195H41V194H39ZM44 195H45V194H44ZM27 196H31V195H27ZM37 196H38V195H37ZM45 196H46V195H45ZM233 196H234V195H233ZM23 197H24V196H23ZM23 197H22V199H23ZM43 197H44V196H43ZM48 197H49V196H48ZM14 198H15V197H14ZM14 198H13V199H14ZM26 198H28V197H26ZM26 198H25V199H26ZM16 199H17V198H16ZM18 199H19V197H18ZM33 199H34V198H33ZM49 199H50V198H49ZM55 199H56V198H55ZM55 199H54V200H55ZM41 200H43V199L41 198ZM33 201H34V200H33ZM16 202H17V201H16ZM27 202H28V201H27ZM238 202H239V201H238ZM238 202H237V205H238ZM240 202H241V201H240ZM240 202H239V203H240ZM7 203H8V202H7ZM60 203H62V202H60ZM234 203H236V202H234ZM8 204H9V203H8ZM12 204H13V203H12ZM15 205H16V204H15ZM231 205H233L232 202H231ZM231 205H229L230 207H228V209L231 208ZM243 205H244V203H243ZM238 207H239V205H238ZM241 207H242V203H241ZM232 209H233V208H231V210H232ZM240 209H242V208H240ZM243 209H244V207H243ZM211 210H212V208H211ZM238 210H239V209H238ZM238 210H237V211H238ZM244 210H245V209H244ZM68 211H69V210H68ZM224 211H226V210L224 209ZM234 211H236V210H234ZM237 211H236L235 214H233V216H236V215H237L236 218H238V216H240V217L242 216V217H243V216L245 215V214H243V211H242V210L239 211L240 214H239ZM253 211H254V210H253ZM75 212H76V210H75ZM230 212H231V211H230ZM248 212H250V210H248ZM254 212H255V211H254ZM233 213H234V212H233ZM246 213H247V212H246ZM73 214H74V213H73ZM242 214H243V215H242ZM257 214H258V213H257ZM251 215H252V214H251ZM40 216H41V215H40ZM43 216H44V215H43ZM240 217H239V218H240ZM43 218H45V217H43ZM33 221H34V220H33ZM0 222H1V221H0ZM34 222H35V221H34ZM2 224H5V223H2ZM29 224H30V223H29ZM0 225H1V224H0ZM5 225H6V224H5ZM5 225H4V226H5ZM32 225H33V223H32ZM35 225H36V224H35ZM35 225H34V226H35ZM2 226H3V225H2ZM187 226H188V225H187ZM28 227H29V226H28ZM35 228H36V227H35ZM9 229H10V228H9ZM40 229L43 230V228H40ZM181 229H182V228H181ZM184 229H185V228H184ZM23 230H25V229H23ZM33 230H35L34 227H33ZM37 230H39V229H37ZM260 230H262V229H260ZM29 231H31V230H29ZM29 231H28V232H29ZM35 231H36V230H35ZM181 231H183V230H181ZM185 231H186V230H185ZM185 231H184V232H185ZM182 233H183V232H182ZM185 233H186V232H185ZM185 233H184V234H185ZM132 234H133V233H132ZM189 234H190V233H189ZM8 236H9V234H8ZM174 237H175V236H174ZM4 238H6V237H4ZM36 239H37V238H36ZM166 239H168V238H166ZM49 240H51V239H49ZM177 240H178V238H177ZM177 240H176V241H177ZM32 241H33V240H32ZM165 241H166V240H165ZM167 241H168V240H167ZM7 243H8V242H7ZM28 243H29V242H28ZM48 244H49V242H48ZM50 244H51V242H50ZM50 244H49V245H50ZM13 245H14V244H13ZM38 245H39V244H38ZM181 245H182V244H181ZM232 245H233V243H232ZM44 246H45V245H44ZM47 246H48V245H47ZM50 246H51V245H50ZM50 246H49V247H50ZM213 246H214V245H213ZM213 246H212V247H213ZM18 247H20V246H18ZM29 247H31V246H29ZM167 247H168V246H167ZM178 247H179V246H178ZM205 247H206V246H205ZM208 247H209V246H208ZM212 247H210V248H211L210 250H212ZM214 247H215V246H214ZM219 247H220V246H219ZM222 247H223V246L221 245V248H220V249H223V250H224V247H226V245H225L223 248H222ZM217 248H218V247H217ZM239 248H240V247H239ZM13 249H14V248H13ZM21 249H22V248H21ZM29 249H30V248H29ZM50 249H51V248H50ZM52 249H53V248H52ZM56 249H57V248H56ZM56 249H54V250H56ZM182 249H184L183 245H182ZM182 249H181V248L177 249V247H175V249H174V250H175V254H177V255L180 254V251H181ZM227 249H228V248H227ZM236 249H237V245L235 246V248H233V250H232L231 252L235 251ZM240 249H241V248H240ZM34 250H35V248H34ZM41 250H42V249H41ZM54 250H53V251H54ZM214 250H215V248H214L212 251H214ZM229 250H231V248H230ZM229 250H228V251H229ZM48 251H49V253H50V250H48ZM53 251H51V252H53ZM207 251H208V250H207ZM215 251H216V250H215ZM215 251H214V252H215ZM217 251H219V250H217ZM225 251H226V250H225ZM228 251H227V252H228ZM243 251H244V250H243ZM18 252H19V251H18ZM54 252H55V251H54ZM220 252H222V250H221ZM241 252H242V251H241ZM49 253H48V254H49ZM55 253H56V252H55ZM55 253H54V254H55ZM182 253L185 254L186 251H185V252L182 251L181 254H182ZM210 253H212V252H210ZM216 253H218V252H216ZM223 253H224V252H222V254H223ZM229 253H230V252H229ZM238 253H239V252H238ZM184 254H182V255H184ZM189 254H190V253H189ZM191 254H192V253H191ZM191 254H190V255H191ZM220 254H221V253H220ZM234 254H235V252H234ZM257 254H258V253H257ZM36 255H37V254H36ZM52 255H53V253H52ZM167 255H168V254H167ZM194 255L197 257V255H196L195 253H194ZM199 255H200V253H199ZM201 255L203 256V254H201ZM215 255L217 256V258L219 257V256H218L219 253H218V255H217V254H215ZM235 255H236V254H235ZM15 256H16V255H15ZM41 256H42V255H41ZM187 256H189V255H186V257H187ZM191 256H192V255H191ZM205 256H206V255H205ZM205 256H204V257H205ZM221 256H222V255H221ZM229 256H230V255H229ZM55 257H58V255L56 254ZM196 257H195V260L197 259ZM198 257L201 258L200 256H198ZM230 257H231V256H230ZM233 257H234V256H233ZM241 257H242V255H241ZM45 258H46V257H45ZM45 258H44V260H45ZM187 258H188V257H187ZM187 258H186V259H187ZM189 258H190V256H189ZM202 258H203V257H202ZM205 258H206V257H205ZM225 258H226V257H225ZM27 259H29V258H27ZM52 259H53V257H52ZM59 259H60V258H59ZM193 259H194V256H193L192 260H193ZM220 259H221V258H220ZM233 259H234V258H228V260H229L230 262H232ZM192 260H191V262H190L189 264H193V263H194V261H192ZM202 260H204V258L201 259V261H202ZM205 260H206V259H205ZM207 260H208V259H207ZM216 260H217V259H216ZM221 260H222V259H221ZM221 260H220V262L222 263ZM234 260H235V259H234ZM239 260L241 261L242 259H239ZM185 261H186V264H187V261H188V260H185ZM196 261H198V259H197ZM196 261H195V263H196ZM225 261H226V259H225ZM225 261H223V262H225ZM12 262H13V261H12ZM46 262H47V261H46ZM49 262H50V260H49ZM192 262H193V263H192ZM199 262H200V261H199ZM203 262H204V264H205V261H203ZM208 262L210 263V262H211V259H210V261L208 260ZM242 262H243V260H242ZM13 263H14V262H13ZM35 263H36V262H35ZM183 263L185 264V262H183ZM201 263H202V262H201ZM227 263H228V262H227ZM48 264H49V263H48ZM211 264H212V263H211ZM240 264H241V263H240ZM242 264H243V263H242Z\"/></svg>",
    "mask_w": 264,
    "mask_h": 264
}]
</instances>
